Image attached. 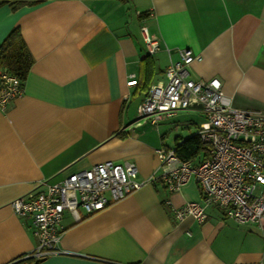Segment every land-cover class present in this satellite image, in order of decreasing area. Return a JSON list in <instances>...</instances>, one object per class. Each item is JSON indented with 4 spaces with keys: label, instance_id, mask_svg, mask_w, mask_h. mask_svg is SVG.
<instances>
[{
    "label": "crops",
    "instance_id": "obj_1",
    "mask_svg": "<svg viewBox=\"0 0 264 264\" xmlns=\"http://www.w3.org/2000/svg\"><path fill=\"white\" fill-rule=\"evenodd\" d=\"M14 27L33 62L24 92L0 110V264L36 246L29 221L10 201L40 182L107 160L134 163L140 181L158 168L154 150L164 133L136 124L128 109L137 101L136 110L144 83L164 79L179 48L201 56L188 66L190 77H216L234 107L264 113V0L0 3V43ZM142 27L158 44L150 57ZM131 74L134 85L127 84ZM190 112L196 121L176 136H190L204 120ZM166 199L176 207L200 201L194 177L171 193L160 181L146 182L100 211L79 209V218L66 210L62 252L19 264H264V233L256 225L236 224L213 207L201 223L177 221Z\"/></svg>",
    "mask_w": 264,
    "mask_h": 264
},
{
    "label": "built area",
    "instance_id": "obj_2",
    "mask_svg": "<svg viewBox=\"0 0 264 264\" xmlns=\"http://www.w3.org/2000/svg\"><path fill=\"white\" fill-rule=\"evenodd\" d=\"M141 30L147 52L155 53L157 42L144 27ZM177 53L179 58L166 66L164 79L153 82L143 95L135 122L158 129L161 121L178 111L196 109L204 120L194 133L207 146L208 155L194 163L177 156V143L163 145L154 150L159 166L146 180L137 179L134 163L107 160L58 182H40L42 188L10 201L13 211L29 221L36 239L35 248L22 259L39 261L62 252L60 221L64 211L77 218L79 209L87 215L95 213L153 181H160L171 193L180 191L194 177L200 201L188 200L178 207L165 201L177 221L192 217L201 223L207 217L206 209L213 207L224 218L239 225H256L264 233V113L234 107L216 77H190L188 66L201 56L189 48H179ZM136 82L131 74L127 84ZM23 92V80L1 69L0 110H6Z\"/></svg>",
    "mask_w": 264,
    "mask_h": 264
},
{
    "label": "trees",
    "instance_id": "obj_3",
    "mask_svg": "<svg viewBox=\"0 0 264 264\" xmlns=\"http://www.w3.org/2000/svg\"><path fill=\"white\" fill-rule=\"evenodd\" d=\"M9 1L5 0L0 3ZM150 55L148 54L146 57H150ZM32 62L33 58L21 37L19 29L14 27L0 43V69L5 68L11 74L24 80ZM148 87L149 85L144 83V86H141L139 90L145 94ZM175 140L177 142L175 153L180 158L193 160L194 163H197L208 155L207 146L195 133L186 138L176 136Z\"/></svg>",
    "mask_w": 264,
    "mask_h": 264
},
{
    "label": "rangeland",
    "instance_id": "obj_4",
    "mask_svg": "<svg viewBox=\"0 0 264 264\" xmlns=\"http://www.w3.org/2000/svg\"><path fill=\"white\" fill-rule=\"evenodd\" d=\"M137 101L132 102L130 105L128 112L130 120L136 119V110L135 106ZM196 121V116L188 111H180L176 115L172 117H168L161 121L158 126V129L155 126H150L147 124L146 128L151 129L154 133H164V138L161 140L160 146H173L174 138L178 134H185L187 132V126L191 124V122ZM190 126H193L191 124Z\"/></svg>",
    "mask_w": 264,
    "mask_h": 264
}]
</instances>
